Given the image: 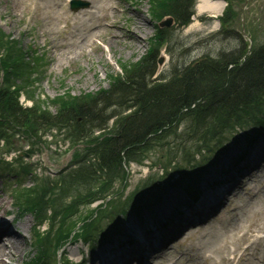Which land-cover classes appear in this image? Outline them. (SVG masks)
<instances>
[{"label":"rangeland","instance_id":"374dc122","mask_svg":"<svg viewBox=\"0 0 264 264\" xmlns=\"http://www.w3.org/2000/svg\"><path fill=\"white\" fill-rule=\"evenodd\" d=\"M82 1H87L88 5L72 10L69 0H0V58H7L9 65L18 66L9 74L11 79L7 84L16 82L23 90L20 98L23 105L37 101L41 107L55 112L62 100L108 87L109 75L121 74L124 66L135 63L153 47L159 50V63H162L159 71L163 78H167L177 67L206 55L215 57L242 44L245 47L250 42L254 47L264 45V0H228L226 16L229 21L218 19L223 11L216 17L210 12H201L200 0H195L193 15L186 26H180L174 20L177 3L171 2L170 6V1L164 8L168 14L162 18L163 23H170L161 26L153 12L158 8L156 0ZM180 2L188 7L190 0ZM134 15L145 22L139 31L133 27ZM113 24L118 28L114 30ZM222 29L229 31L230 35L220 33ZM113 30L116 36H111ZM133 32L139 33L140 40L131 39ZM1 69L0 64V76ZM22 69L26 72L21 73ZM125 108L122 103L108 108L112 118L110 116L107 124L112 130L127 115ZM185 124L183 120L179 129ZM0 132L5 138L0 140V206L5 207L4 212L0 211V221L9 227L12 239L15 240L19 233L24 242L21 256L16 255L13 260L4 256L3 261L7 264H99L102 256L107 259L115 252H123L121 249L137 248V241H133L136 245L133 242L111 245L115 250L109 252L102 239L98 249L91 252L83 239L67 243L68 240H64L66 234H60L70 230L81 233L85 215L97 203L90 204L87 185L71 181L63 183L66 174L78 165L70 160L71 150L83 154L82 146L67 140V134L58 129H52L51 135L46 133L35 139L22 130L9 129L0 123ZM262 136L251 145L242 140L219 159L214 158L203 180L210 182L209 176L216 171L224 183L232 184V176L225 178V167L233 162L240 149L245 155L237 156L238 165L230 168L236 169L237 174H241V169L253 160L249 158L254 152L255 156H263L264 133ZM228 157L229 161L224 162ZM150 161L148 159L144 164L151 165ZM241 163H245L242 168ZM220 164L222 168L218 169ZM150 171L146 165L130 164L128 183L115 196L124 197ZM217 183L214 181L208 189ZM255 184L249 181V185L239 189L237 195L228 196V193L224 206H219L209 218L194 221L204 223L179 237L172 254L181 256L185 252L184 260L180 258L182 264H264V227L257 230L264 225V194H256V190L247 193ZM198 186L201 188L199 183ZM118 187L121 188L119 180L110 192L113 194ZM41 198L40 206L34 207L30 202ZM199 200L200 213L208 211L211 204L204 203V200L213 201L205 198L203 193ZM6 211L15 218L9 220L8 215H4ZM185 213L180 217L186 219ZM137 215L135 211L129 212L121 223L123 233H130L127 226L133 229L132 221L135 222L136 217L139 219ZM173 223L163 229L168 230ZM38 236L46 238L41 245L36 240ZM117 238L118 235L110 236L106 243L114 244ZM104 249L107 254H103ZM232 249H236L234 254L230 252ZM95 257L98 259L94 260ZM167 257L164 255L155 262L150 257V264H165Z\"/></svg>","mask_w":264,"mask_h":264},{"label":"trees","instance_id":"16d2710c","mask_svg":"<svg viewBox=\"0 0 264 264\" xmlns=\"http://www.w3.org/2000/svg\"><path fill=\"white\" fill-rule=\"evenodd\" d=\"M171 2L177 3L175 10L178 12L173 16L178 24H188L193 13V0L188 7L180 0H156L158 8L154 14L160 18L167 13L164 8L171 6ZM226 17L225 21H229L230 18ZM158 56L159 51L153 47L135 63L124 66L121 74L109 75L107 89L62 100L55 113L42 108L39 102L22 106L19 103L20 87L16 82L7 84L11 79L9 74L18 66L9 65L7 58H0L3 72L0 123L9 129H20L30 137L55 126L67 128L72 140L85 145L86 155L92 154L91 158L95 159L79 163L66 174L63 183L71 181L90 187L100 170L107 178V185H112L124 172L122 163L153 149L152 143L168 135L181 121L186 120L187 123L183 131L185 142L191 137L188 133L200 137L213 135L236 117V112L264 95V46L248 51L242 44L218 56L206 55L177 67L167 78L160 76L154 79ZM25 72V69L21 70V73ZM120 103L129 113L112 130L107 125L111 116L107 110ZM97 131L101 133L95 134ZM3 138L0 132V140ZM80 156H76L77 161ZM191 185L188 184L186 189L192 191L191 195H196ZM100 197H104L103 192L95 196ZM31 201L36 207L43 200Z\"/></svg>","mask_w":264,"mask_h":264},{"label":"bare ground","instance_id":"6f19581e","mask_svg":"<svg viewBox=\"0 0 264 264\" xmlns=\"http://www.w3.org/2000/svg\"><path fill=\"white\" fill-rule=\"evenodd\" d=\"M223 5L224 2L222 0H200L199 9L201 12H210L212 15L216 16L220 14V12L222 11ZM66 20L68 21V18H66ZM132 23H133V27L137 31H139V27L145 25L144 20L140 16H136V15L132 17ZM111 27H113L115 30L116 28H118V25L113 24ZM114 30L111 32V36H116V32ZM138 34H139L138 32H133L132 34L133 37H131V39H134L135 41L140 40V36H138ZM254 154L256 153L254 152ZM254 154H252L251 157L249 158V160L252 159L253 160L244 169H241L242 170L241 174H236L233 170L232 172H229L228 174L225 175L226 177H229L233 173L232 184L229 185L224 183L222 184L221 188H216L214 192L216 196L209 198V200L213 201L210 202L209 204H214L215 206L222 203L221 206H224V204L228 200L227 197L232 196L234 193L235 195H237L238 194L237 191L239 189H245V187L249 185V181H253L256 184L252 189H250V191L247 190V193L256 190L255 191L256 194L258 193L264 194V154L263 156L261 154L255 156ZM225 159L228 160L230 158L228 157ZM244 165L245 163H241V168ZM218 175H219L218 173L216 174V172H212L211 175L209 176V180L215 177L212 182L214 183ZM257 185H259V187L256 188ZM227 194L228 196L226 197ZM173 197H176V192H172V193L165 192L163 202L157 205V211L163 212L169 210L172 205L171 201ZM0 211L4 212L5 207L0 206ZM188 220L190 219L179 218L176 219L172 228L168 231L156 232L154 235H147V236L142 235V239H141L142 243L140 246H137V248L135 249L134 248H126L125 250L121 249V251L123 252H115L113 254L114 256L112 255L107 259L104 258V256H102L101 257V259L103 258L102 264H132L133 259L135 261L137 260V262H135L137 264H149L148 258L151 257L152 260L155 262V260L159 259L164 255H168V257L165 259L166 262L165 264H176V263L182 264L183 262L182 261L180 262V258L184 260V255H186V253L182 252L181 256L180 255L174 256L172 254L174 251L172 252L171 250L174 249V245L179 237L182 238L191 228L198 226V224L193 225V227H191L192 225L185 226L189 222ZM132 223L134 224L135 222L132 221ZM24 225L27 226V223H25ZM173 227L175 228L173 229ZM263 227L264 225L259 226L257 230H261ZM8 229L9 227L6 224H4V222L2 223L0 221V264H7L5 261H3L4 256L9 258L10 260H13L15 259L16 255L21 256V254L23 253L21 249L24 243L22 237L20 238V236H18L17 238L19 239L16 240L15 238L14 240L10 236L4 235V233H7ZM180 229H182V231L178 233ZM14 230L17 233L19 232L18 229H14ZM249 231L250 230H248V232ZM111 248L112 247H110L109 250ZM235 251L236 249H233L231 252L234 253ZM145 252L146 254L143 255V253ZM97 259L98 257L94 258V260ZM99 264H101V260Z\"/></svg>","mask_w":264,"mask_h":264},{"label":"water","instance_id":"95a60500","mask_svg":"<svg viewBox=\"0 0 264 264\" xmlns=\"http://www.w3.org/2000/svg\"><path fill=\"white\" fill-rule=\"evenodd\" d=\"M82 5H83V3L79 2V1H73V6L75 8H78L79 6H82Z\"/></svg>","mask_w":264,"mask_h":264}]
</instances>
